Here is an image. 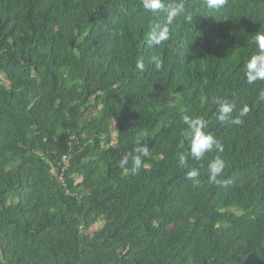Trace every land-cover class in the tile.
<instances>
[{
	"label": "trees",
	"instance_id": "1",
	"mask_svg": "<svg viewBox=\"0 0 264 264\" xmlns=\"http://www.w3.org/2000/svg\"><path fill=\"white\" fill-rule=\"evenodd\" d=\"M177 2L191 19L153 46L166 16L142 0H0V264H264V80L245 75L264 0ZM218 99L233 118L247 105L243 123ZM185 115L224 151L188 155Z\"/></svg>",
	"mask_w": 264,
	"mask_h": 264
},
{
	"label": "clouds",
	"instance_id": "2",
	"mask_svg": "<svg viewBox=\"0 0 264 264\" xmlns=\"http://www.w3.org/2000/svg\"><path fill=\"white\" fill-rule=\"evenodd\" d=\"M226 3V0H206V5L209 9H219ZM143 8L151 13L158 14L163 13L166 16V23L159 31L153 32L149 39V44L153 46H159L164 40L168 38L169 27L173 20L180 15H186L188 19L191 16L185 13V7L182 2L173 0L172 3H165L164 0H142ZM255 42L259 51L256 55H253L251 59L246 63V79L249 84L255 83L257 80H264V33H257L255 36ZM151 62L157 69L162 67V61L158 56H152ZM145 64L143 61H138L136 69L143 71ZM218 104V120L224 123H231L239 125L243 123L241 117H244L249 112V107L245 105L239 112L238 116L233 118L231 113L233 112V105L227 101L217 100ZM183 123L187 125L188 130L191 133V143L188 155L193 159L199 161L206 153L217 149L218 152L224 151L223 145L210 133H206L204 130L207 127V122L199 117L192 118L188 115L182 117ZM149 149L146 145L141 143L135 148L136 155L132 157L133 171H138L141 167H144L142 157L146 156ZM129 157L126 155L121 158V167L128 163ZM179 163L181 166L187 167V157L181 154L179 157ZM226 167L225 161L217 155L208 165V182L211 184H217L220 181L218 177H221ZM200 172L198 169L191 168L186 173V178L192 181L194 185L199 184Z\"/></svg>",
	"mask_w": 264,
	"mask_h": 264
},
{
	"label": "built area",
	"instance_id": "3",
	"mask_svg": "<svg viewBox=\"0 0 264 264\" xmlns=\"http://www.w3.org/2000/svg\"><path fill=\"white\" fill-rule=\"evenodd\" d=\"M57 166L60 169L52 166L51 174L59 184L64 185V172L70 167V158L68 156H64Z\"/></svg>",
	"mask_w": 264,
	"mask_h": 264
},
{
	"label": "rangeland",
	"instance_id": "4",
	"mask_svg": "<svg viewBox=\"0 0 264 264\" xmlns=\"http://www.w3.org/2000/svg\"><path fill=\"white\" fill-rule=\"evenodd\" d=\"M2 81V80H1ZM103 226V223L100 222L99 224H97L94 228H93V232H96L97 230L101 229Z\"/></svg>",
	"mask_w": 264,
	"mask_h": 264
},
{
	"label": "bare ground",
	"instance_id": "5",
	"mask_svg": "<svg viewBox=\"0 0 264 264\" xmlns=\"http://www.w3.org/2000/svg\"><path fill=\"white\" fill-rule=\"evenodd\" d=\"M245 32V31H244ZM246 34V33H245Z\"/></svg>",
	"mask_w": 264,
	"mask_h": 264
}]
</instances>
